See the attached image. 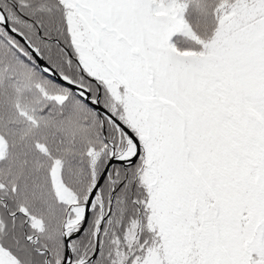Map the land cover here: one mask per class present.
Listing matches in <instances>:
<instances>
[{
	"label": "snow or ice",
	"instance_id": "6c2138e0",
	"mask_svg": "<svg viewBox=\"0 0 264 264\" xmlns=\"http://www.w3.org/2000/svg\"><path fill=\"white\" fill-rule=\"evenodd\" d=\"M0 264H264V0H0Z\"/></svg>",
	"mask_w": 264,
	"mask_h": 264
}]
</instances>
